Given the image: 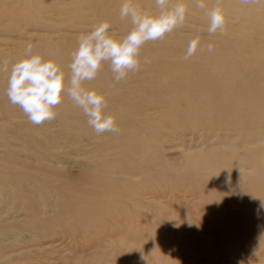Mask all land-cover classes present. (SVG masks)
<instances>
[{"label": "rangeland", "instance_id": "1", "mask_svg": "<svg viewBox=\"0 0 264 264\" xmlns=\"http://www.w3.org/2000/svg\"><path fill=\"white\" fill-rule=\"evenodd\" d=\"M123 2L0 0V69L32 45L70 87L81 35L104 22L114 37L131 30ZM132 2L159 11L154 0ZM205 2L183 0L186 22L144 45L139 71L116 82L106 63L84 83L104 95L118 132L97 135L67 95L55 120L34 126L9 102L0 71V264H264V2ZM216 7L226 30L210 36ZM225 187L259 194L252 240L204 209L199 194L220 201ZM240 194L229 197L254 199Z\"/></svg>", "mask_w": 264, "mask_h": 264}, {"label": "clouds", "instance_id": "2", "mask_svg": "<svg viewBox=\"0 0 264 264\" xmlns=\"http://www.w3.org/2000/svg\"><path fill=\"white\" fill-rule=\"evenodd\" d=\"M200 10L206 9L205 0H194ZM219 2V0H218ZM241 4H255L264 0H239ZM157 13L143 11L134 6L132 0H124L120 9L121 20H130L132 28L123 37L110 34L111 25L107 22L96 25L90 32L83 34L77 41L73 52L70 71V87L65 71L52 60H45L39 54H33L32 45L25 49V58L0 71L9 72L6 96L13 106H18L34 126L56 119L54 109L67 95L75 106L80 108L87 123L97 135L105 132H118L115 118L105 113L106 100L103 94L86 89L85 82L93 81L110 64L116 82L128 78L129 73L141 68V49L149 42L162 40L186 22L188 7L179 0L174 5L170 0H154ZM210 26L208 34L215 35L226 30L227 17L221 7L206 13ZM200 46L199 40H192L184 56L193 57ZM207 51L212 52L209 45ZM144 63L150 61L145 58Z\"/></svg>", "mask_w": 264, "mask_h": 264}, {"label": "bare ground", "instance_id": "3", "mask_svg": "<svg viewBox=\"0 0 264 264\" xmlns=\"http://www.w3.org/2000/svg\"><path fill=\"white\" fill-rule=\"evenodd\" d=\"M2 69V68H1ZM134 88V86H133ZM137 89V88H134V90ZM242 106L237 103L232 109H236V110H240ZM260 110L258 109L257 110V113L259 114ZM248 119H245L243 121H247ZM39 145V144H38ZM40 148V147H38ZM170 184V183H169ZM228 185V184H227ZM226 185V186H227ZM169 186V185H168ZM173 187V186H172ZM169 188V187H168ZM174 188V187H173ZM215 188V187H214ZM212 189V187H211ZM248 190V189H247ZM254 190V189H253ZM217 188H216V193H217ZM251 191L252 194V197H254V199L252 198H249L252 199V202L250 203H246V202H243V201H235V200H232L229 195H231L233 192H236L238 193H241L240 195L242 194H248L249 192ZM244 190V191H239V190H231L229 188H224L223 192L221 194L224 193V197L222 198L223 200H220L218 201L216 197V195L213 197V195H206L205 191L204 193H201L199 194L201 196V201H203V207L204 209H208L209 213L210 214H213V215H216L219 219L223 220L221 222H223L222 224H227V227L229 228V231L227 230V232H230L231 233V230L232 231H236V232H241L242 234H240V236L238 237H244L245 239L248 237L249 233L254 231V233L257 231L258 232V229H257V221L256 219L253 218V215L252 214H248V213H252L254 211V204L256 203L257 201V196L259 195L258 193L252 191V190ZM210 192V190H209ZM208 192V193H209ZM213 192V190H212ZM211 193V192H210ZM220 194V195H221ZM198 195V196H199ZM199 196V197H200ZM243 196V195H242ZM245 197V196H244ZM196 198V197H195ZM248 198V197H247ZM261 198V197H260ZM200 199V198H199ZM208 200V202H207ZM200 205V204H199ZM208 206V208H207ZM222 208L223 209V213L221 212V216L220 214L216 213V211H219V208ZM203 210V209H202ZM260 210V209H259ZM207 211V212H208ZM119 212V210H118ZM210 214H206V215H210ZM204 215V214H203ZM202 216V215H201ZM205 217V216H204ZM213 218V217H212ZM216 218V217H215ZM207 221V220H206ZM216 224V223H215ZM221 224V223H220ZM226 227V226H225ZM227 228V229H228ZM224 228H222L223 230ZM226 230V229H225ZM260 231V230H259ZM264 231V230H263ZM261 230V233L263 232ZM227 232H223V234H227ZM233 233V232H232ZM230 234V235H234L235 232L233 234ZM258 234V235H261ZM252 234V233H251ZM250 234V235H251ZM256 234V233H255ZM264 234V233H263ZM236 235V234H235ZM234 235V236H235ZM257 235V234H256ZM247 236V237H245ZM227 237V236H226ZM255 237V236H254ZM258 237V236H257ZM250 240H252L251 236L249 237ZM249 238H247L249 240ZM256 238V237H255ZM231 239H233L231 237ZM259 239V237H258ZM239 240V239H238ZM242 240V239H241ZM263 240V239H262ZM235 241H236V238H235ZM234 241V242H235ZM240 241V240H239ZM244 241V240H243ZM238 242V241H237ZM236 243V242H235ZM234 249V248H233ZM233 251V250H232ZM227 253V252H225ZM234 254V253H233ZM226 256H229L228 254ZM225 257V256H224ZM229 260V259H228ZM231 261V260H230Z\"/></svg>", "mask_w": 264, "mask_h": 264}]
</instances>
